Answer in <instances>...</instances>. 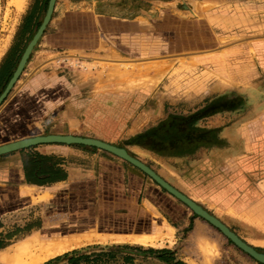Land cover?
I'll return each mask as SVG.
<instances>
[{"label":"crops","instance_id":"crops-1","mask_svg":"<svg viewBox=\"0 0 264 264\" xmlns=\"http://www.w3.org/2000/svg\"><path fill=\"white\" fill-rule=\"evenodd\" d=\"M150 2L57 0L50 25L0 107V146L40 136L72 135L124 148L145 164L149 163L137 157L139 153L158 159L164 174L148 166L241 239L253 237L262 248L263 152L246 145L236 148V135L226 129L218 141L213 137L204 144L196 139L190 150L181 145L174 148L160 138L168 137L163 128H149L155 122L153 90L129 88L123 78L108 85L96 77L99 71L88 76L87 68V74L81 70L77 74L60 69V61L55 60L62 44L80 55L110 60V71L117 74L125 73L129 63L151 61L157 62L160 74L187 59L196 72L223 84L255 91L260 86L256 79L264 81V0H192L185 11L189 16L175 8L179 0H159L157 5L175 8L160 14ZM61 8L60 22L56 15ZM71 8L80 13H71ZM53 23L62 33L52 34ZM23 50L14 37L0 31V96ZM86 64L97 70L99 63L86 60ZM38 155L65 176L29 182L26 162ZM39 198L61 209V219L49 222L48 232H68L64 239L73 242L98 234L152 236L166 227L202 243L219 231L141 170L92 147L37 146L0 157V220L33 207ZM248 257L247 264H260Z\"/></svg>","mask_w":264,"mask_h":264},{"label":"rangeland","instance_id":"rangeland-1","mask_svg":"<svg viewBox=\"0 0 264 264\" xmlns=\"http://www.w3.org/2000/svg\"><path fill=\"white\" fill-rule=\"evenodd\" d=\"M46 1L0 0V31L14 37L24 49L35 36L37 25L44 21L48 10L45 8ZM158 1L151 0L149 3L152 8L158 9L157 14H160V11L171 13L177 8L189 16L185 11H188L192 0H179L175 8L173 5L162 3L157 5ZM68 10L71 13H80V10L72 8ZM63 11L64 9H59L56 15V19L60 22ZM57 24L53 23L52 34L62 33V30L54 27ZM56 51L61 52L55 60L60 61L58 66L62 70H73L72 72L77 74L81 70L87 74V68H90L88 76H95L94 72L99 71L96 77L100 81L104 80L108 85L117 78H123L125 81L128 80L129 88L153 90L155 122H152L149 128L150 130L163 128V132H166L168 137L160 138L166 140L168 145L174 148L181 145L190 150L196 139L204 144L207 139L212 140L213 137L218 141L222 130L226 129L231 136L236 135L235 139L239 141L235 143L236 148L250 146L255 152H263L262 158H264V81L262 82V79L256 77V83H260V86L255 91L223 84L218 78L210 79L201 72H196L188 64L187 59H183L178 65L172 63L167 71L160 74L155 61L141 65L137 62L129 63V66H124L125 73L117 74L110 71L113 67L110 60L86 56L84 53L80 55L81 52L72 51L62 44L57 46ZM249 59L253 61L252 58ZM86 60L98 62L97 70L95 66L88 67ZM142 69L149 74L144 75ZM160 120L163 126L158 124ZM137 157L144 158L157 173L164 174L158 159L149 158L142 153ZM24 193H28V190ZM61 217V209H55L51 203L42 198L36 200L33 207L5 216L0 220V255L38 236L42 239L55 236L66 238L70 233L57 230L48 232L49 222L56 223ZM165 229L169 231L172 239L158 241L155 246L113 245L133 244L131 242L90 244L80 247L82 248L80 251L70 253L74 251L72 250L41 264H186V261L192 264H247L249 260L248 255L220 231H215L216 235L210 237L209 242L200 243L191 241L188 234L180 232L175 235L170 228L165 227ZM247 239L248 241H244L249 245L264 250L255 238ZM74 260L77 262L73 263Z\"/></svg>","mask_w":264,"mask_h":264},{"label":"water","instance_id":"water-1","mask_svg":"<svg viewBox=\"0 0 264 264\" xmlns=\"http://www.w3.org/2000/svg\"><path fill=\"white\" fill-rule=\"evenodd\" d=\"M57 0H50L48 5V10L44 21L37 33L33 37L32 41L27 46L21 61L15 71L11 81L9 82L4 93L0 96V107L3 105L5 100L8 98L16 83L21 78L25 67L34 52L35 47L38 45L39 41L44 36L48 26L50 25L53 14L55 11ZM51 145H65V146H85L96 148L100 151L112 154L117 158L131 164L137 169L141 170L148 177H150L154 182H156L162 189L166 190L170 195H172L177 200L181 201L187 207H189L197 216L207 221L214 228L218 229L229 241H231L236 247L246 253L248 256L253 258L260 264H264V253L259 252L255 247L249 245L243 239H241L235 232H233L227 225H225L220 219L212 215L205 208H203L198 203L194 202L188 196L177 190L170 183H168L164 178L157 174L150 166L130 154L128 150L120 148L116 145L107 143L105 141L95 139V138H84L72 135H49L40 136L35 138H29L25 140H20L17 142L9 143L0 146V157L12 154L18 151L26 150L29 148H34L37 146H51Z\"/></svg>","mask_w":264,"mask_h":264},{"label":"bare ground","instance_id":"bare-ground-1","mask_svg":"<svg viewBox=\"0 0 264 264\" xmlns=\"http://www.w3.org/2000/svg\"><path fill=\"white\" fill-rule=\"evenodd\" d=\"M134 237L98 234L97 236L91 238L78 239L73 242L71 240L58 238L57 236L46 239H42L38 236L35 239L0 255V264H41L62 256L72 250L90 244L131 242L133 244H140L143 246H155L158 241L171 238V234L169 231L167 232L165 228L161 227L155 235L143 237L138 236L137 238Z\"/></svg>","mask_w":264,"mask_h":264},{"label":"trees","instance_id":"trees-1","mask_svg":"<svg viewBox=\"0 0 264 264\" xmlns=\"http://www.w3.org/2000/svg\"><path fill=\"white\" fill-rule=\"evenodd\" d=\"M50 0L46 1V10L48 8V4H49ZM42 22L39 23L37 25V29L34 32V35L36 34V32L38 31V29L40 28ZM33 35V36H34ZM28 45L25 46L24 50H23V54L26 50ZM48 164V158L43 157V156H35V159L26 162V172H27V176H28V181L32 182V183H43V182H47V181H56L60 178H62L63 176H65L60 170H54L49 168ZM46 166L48 169H46ZM49 170V171H48ZM259 252H263L264 250L261 249H257ZM77 260L73 261V263H76Z\"/></svg>","mask_w":264,"mask_h":264}]
</instances>
